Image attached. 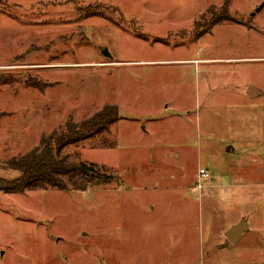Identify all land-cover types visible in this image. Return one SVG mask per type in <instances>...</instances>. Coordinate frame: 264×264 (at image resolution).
Returning <instances> with one entry per match:
<instances>
[{"label":"rangeland","instance_id":"1","mask_svg":"<svg viewBox=\"0 0 264 264\" xmlns=\"http://www.w3.org/2000/svg\"><path fill=\"white\" fill-rule=\"evenodd\" d=\"M0 72L17 77L2 178L67 121L120 110L64 151L109 184L0 191V264H264V0H0Z\"/></svg>","mask_w":264,"mask_h":264},{"label":"trees","instance_id":"2","mask_svg":"<svg viewBox=\"0 0 264 264\" xmlns=\"http://www.w3.org/2000/svg\"><path fill=\"white\" fill-rule=\"evenodd\" d=\"M229 2L223 5L222 16L212 20L207 30L224 20H232ZM218 16L216 13H211ZM17 77L0 72V89L3 85L16 82ZM44 83L32 85L43 88ZM120 119L117 105H106L90 118L82 121H67L50 135L42 138L40 144L21 156H15L4 165L19 171L14 179L0 177V191L6 193H26L36 190L59 189L64 191H87L97 185L111 182V176L99 170L94 163L71 159L64 151L70 145L102 135Z\"/></svg>","mask_w":264,"mask_h":264},{"label":"crops","instance_id":"3","mask_svg":"<svg viewBox=\"0 0 264 264\" xmlns=\"http://www.w3.org/2000/svg\"><path fill=\"white\" fill-rule=\"evenodd\" d=\"M256 92H258V90H256ZM212 180H215V178L213 177ZM239 223H240V222H239ZM239 223H233V224H232V225L226 230V232H225V237H226L227 241H228L229 243H231V244H237V243H239L240 240L243 238L244 233L250 229L249 224L247 223V228L245 229V231L242 232L240 238H239L236 242H233V241L228 237L227 233L229 232V230H230L233 226H235V225H237V224H239ZM219 252H220V251H219ZM221 252H223V251H221ZM215 255L217 256L218 253H214L213 251H212V252H208V254H206V256L208 257L207 260L211 262L210 264H217V262H215V257H214Z\"/></svg>","mask_w":264,"mask_h":264},{"label":"water","instance_id":"4","mask_svg":"<svg viewBox=\"0 0 264 264\" xmlns=\"http://www.w3.org/2000/svg\"><path fill=\"white\" fill-rule=\"evenodd\" d=\"M255 91H256V89H255ZM246 228H247V222H246V220H243L239 224L233 226L229 230L227 235L233 242H236L240 238L242 232L245 231Z\"/></svg>","mask_w":264,"mask_h":264},{"label":"built area","instance_id":"5","mask_svg":"<svg viewBox=\"0 0 264 264\" xmlns=\"http://www.w3.org/2000/svg\"><path fill=\"white\" fill-rule=\"evenodd\" d=\"M212 179H213L212 173L206 168H201L199 171L197 188L203 190L204 187L206 186L205 185L207 183L206 181H210Z\"/></svg>","mask_w":264,"mask_h":264}]
</instances>
